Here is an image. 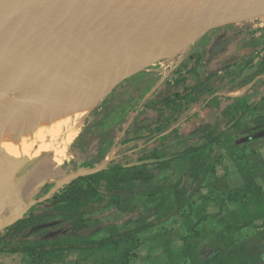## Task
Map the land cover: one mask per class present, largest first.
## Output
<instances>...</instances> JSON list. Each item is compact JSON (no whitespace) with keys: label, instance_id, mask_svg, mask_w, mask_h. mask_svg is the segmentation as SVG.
Returning <instances> with one entry per match:
<instances>
[{"label":"rangeland","instance_id":"374dc122","mask_svg":"<svg viewBox=\"0 0 264 264\" xmlns=\"http://www.w3.org/2000/svg\"><path fill=\"white\" fill-rule=\"evenodd\" d=\"M253 20L215 28L198 37L173 60L163 56H158V59H154L153 56H142L137 60V57L129 58L124 55L123 59L118 58L119 61L112 56L110 61V58L105 59L106 55L101 52L104 48L102 45L92 47L89 42L82 45L78 42L82 40L80 36L67 37L57 46L58 42L53 41L49 49L47 45H43L44 43L37 44V47H41L27 50L26 57L13 48L9 49L12 60L8 64H0V96H2L0 125L5 128L8 139L11 137L8 141L13 147L16 143V146L25 144L13 142L15 138L22 137L26 141L29 136L32 140L33 137L36 138L40 133L38 128L43 125L37 119L48 115L45 111L48 105H55L54 109L60 107L59 110L64 105L67 108L68 105L65 116L70 118L76 114L78 120L80 116L78 108L86 104L84 100L87 97L83 94L85 88L88 87L91 91L101 88L100 97L92 101L89 108L84 110L86 113L83 120L79 121L75 128L73 127L74 130L68 131L65 150L60 159L61 164L52 173L56 180L59 179L48 184L41 192L28 195V201L43 200L24 212V215L42 211L44 205H50L54 197L63 192L64 184L79 178L82 172L95 168L104 169L109 165V161H136L144 153L151 154L155 146H158L159 154L169 159L190 145L202 143L203 132L199 133L197 130L203 129L208 124L217 130L225 129L231 115L235 113V108L239 105L238 102L233 103L235 99L245 97L252 104H257L259 108L253 113L254 115L251 114L253 117L264 113V103H260L264 96V17ZM252 25H258V28H252ZM18 41L15 38L10 42ZM65 42H68L67 45L71 43L68 45L71 49L64 44ZM65 46L68 49H62ZM240 46H243V50ZM60 47L61 50L56 49ZM107 48L105 49L110 53L111 49ZM51 52H53L52 56H50ZM149 58L151 61L147 60ZM33 71H38L39 75L32 76ZM249 82L254 83L249 84ZM64 91L67 101H62L58 94ZM177 92L179 96L175 98L174 94ZM46 95L48 96L45 97ZM211 96L217 97L218 103L216 101L208 103ZM167 97L173 101H169ZM225 99L232 100V104L224 101ZM43 104L45 105L42 110ZM29 107L31 108L28 112L25 109ZM193 109L198 112H193ZM251 118L252 116L248 115L243 120ZM176 119H182L178 126H175ZM25 122L28 125H25ZM174 129L177 133L173 131ZM254 148L264 155V142ZM132 149L134 151L130 152ZM117 153L121 156L118 157ZM48 157L51 162L50 153H43L35 158L22 157L16 161L2 157L0 164L6 172V178L11 175L17 178L15 182H11L14 187L20 190L25 187L24 184H27V187L30 186L29 189H34L30 174L32 172L33 176L39 177L36 171L33 172V168L36 169L40 161L46 159L48 161ZM88 165L93 167L87 168ZM235 165L231 157L224 156L216 166L215 177L230 178L234 174ZM186 172L184 161L176 159L171 161L168 167L157 172L155 181L167 184L177 182L184 177L183 180L186 179L187 182ZM42 180L46 181L45 178ZM77 184L84 183L77 180ZM204 194L205 190L196 194L181 212L142 232L140 243L132 251L134 256L130 264H143L147 257L155 256L161 251L157 240L152 239L159 232L168 231L174 234L173 247L180 254L186 242L184 236L190 226L196 222V211L201 210L204 214L214 215L221 210L219 204H215L212 200L206 201L202 196ZM156 202L149 198H138L136 209L129 214L115 209L111 213L107 211L103 219L107 218L119 226L129 222L130 215L131 217L145 215L150 220H156L154 210ZM8 214L10 215V212L3 209L0 221L9 216ZM203 225H209L205 226V229H214L215 218L209 216L202 222ZM6 228L0 230V237L5 234ZM252 232L247 231L243 235L249 236ZM200 246L203 250L207 247V243ZM109 255L103 251L99 253L71 251L66 253L63 260L58 261L53 258L51 264H93L98 259H106ZM157 260L152 264H167L164 262V257ZM0 264L28 263L24 253L0 252ZM179 264L186 262L181 260Z\"/></svg>","mask_w":264,"mask_h":264},{"label":"trees","instance_id":"16d2710c","mask_svg":"<svg viewBox=\"0 0 264 264\" xmlns=\"http://www.w3.org/2000/svg\"><path fill=\"white\" fill-rule=\"evenodd\" d=\"M174 95L176 98L179 93ZM213 101L218 103L217 97L211 96L208 103ZM224 101L232 104L230 99ZM235 102L239 105L225 129L208 124L197 130L203 132L202 143L190 145L169 159L159 155L156 146L136 161L112 162L79 176L85 187L76 179L64 184L63 192L42 211L7 226L0 237V252L24 253L28 264H51L53 258L63 260L71 251H103L110 255L93 264H130L142 232L178 214L205 190L204 199L219 204L221 210L214 215L196 211V222L184 236L180 254L173 247L174 234L159 232L152 239L161 251L143 264H152L160 257L167 264L181 260L186 264H264V155L254 148L264 142V113L253 117L259 107L245 97ZM260 103H264V96ZM248 115L252 118L243 120ZM226 155L236 164L234 174L215 177L216 166ZM176 159L184 161L188 181L184 177L167 184L155 181L157 172ZM138 198L157 201L156 220L130 215L129 222L119 226L103 219L107 211L115 209L129 214L136 209ZM209 216L215 218L212 230L204 228L210 224L202 226ZM247 231L253 232L244 236ZM205 242L207 247L202 250L200 245Z\"/></svg>","mask_w":264,"mask_h":264},{"label":"bare ground","instance_id":"6f19581e","mask_svg":"<svg viewBox=\"0 0 264 264\" xmlns=\"http://www.w3.org/2000/svg\"><path fill=\"white\" fill-rule=\"evenodd\" d=\"M137 11H139V10H137ZM44 18H45V16L40 17V18L35 17L34 19L30 20V23H28L24 26V28H23L24 30L23 31L21 30V32L26 31L25 35L23 36V38H26L25 42L24 41H22L21 43L9 42L10 40L8 42H6L4 49H2L3 51L0 53V64H2V65H4V63L8 64L12 60L11 55L9 53L10 52L9 49L11 50V48L16 50V52L17 51L20 52V55H22L23 57L24 56L26 57L25 52L27 50L33 49L34 47H37L38 46L37 44H40V43H44L43 45L44 46L47 45V49H49L52 42L56 41L53 38V35L56 34V33L53 34V30H60V29H53L54 24L51 22H49L50 24L45 23L44 21H46V18H45V20H44ZM94 18H96V16H92L91 19L88 20V22L84 23V22H82L83 21L82 19L74 17V18H72V20L74 19L73 24H74V22H75V24L71 25V22H70L69 25L71 28H74V26H77L79 31H82V33H79L75 29L76 35L79 36V34H82V36H81L82 40H81V42L78 41L79 43H81L82 45H85V43L89 42V44L91 43L90 46H92V47L102 45V47H104V48H102L101 52H103V54L106 55L105 59L110 58V61H112V56L116 61H119L118 58L123 59L125 57L124 55L129 56V58L137 57V60H139L140 57H142V56H149V57L153 56L154 59L155 58L158 59V56H163V57L168 58L169 60H173L175 56H177L179 53L183 52L185 49H187L189 46H191V44L194 42L193 37H191V38L187 37V35L184 32H179L178 30H174L173 28L164 29L163 33L162 32L159 33V32H152L148 28L145 27L146 26L145 24H141L140 26L136 27V28H139L140 31L132 32V33L122 31L123 29L120 30L121 28H118L121 26L120 24L122 22L121 12H120L118 6H117V8L115 6L110 8L109 14L106 17L107 20L104 21V25L99 23V21L95 20ZM134 22L136 24L137 21L134 20ZM44 23H45V25H43ZM44 26L47 29L46 28L44 29ZM65 28H67V29H64V32L68 31V33H69L70 29L68 27H65ZM43 31H45V34L43 33ZM72 31L73 30H71V32ZM45 35H48L49 38L46 37ZM56 42H58V43H56ZM56 42H55L56 46L59 45L60 41H56ZM45 43H47V44H45ZM67 43L65 42L64 44H66V46L71 44L70 43L67 45ZM66 46L62 47V49L63 48L64 49H68V48L71 49L70 46H68V48ZM78 46H80V45L78 44ZM106 46L107 47L109 46V47L107 48ZM40 47H37V48H40ZM77 48H79V47H77ZM105 48L111 49L110 53H108V51ZM56 49L61 50V47L56 48ZM79 49H81V48H79ZM48 51L50 52V50H48ZM51 54H53V52L50 53V56H52ZM59 54H60V52H59ZM99 57H100V55H99ZM149 59H147V60H149ZM1 60H3V61H1ZM143 62H145V60ZM143 62H141V63H143ZM98 64H100V63H98ZM39 66H40V64H39ZM31 75H32V73H31ZM34 75L35 76L39 75L38 71H36V72L33 71L32 76H34ZM13 77H15L14 73H13ZM22 77H23V75H22ZM108 77H110V76H108ZM16 78L17 77H15V79ZM79 80H77V81H79ZM8 81H9V78H8ZM107 84H109V83H107ZM101 87H103V86H101ZM105 87H107V85ZM64 88H65V86H64ZM105 89H107V88H105ZM100 90H101L100 87L93 90V91H91L88 87L85 88V91L83 94L86 95V97H87L84 100L86 102V104L83 107L81 106L80 108H78L79 114H80L78 120H76V117H77L76 114L74 117L71 116L70 118H67L65 116L66 115L65 110H67L68 105H67V108H65L64 107L65 105L63 104L64 106H63V108L61 107L60 110H59L60 107L58 109H54L53 106H55V105H52V106L48 105V107L45 108V111L48 113V115H46L45 117L43 116L42 118L37 119V121L40 120L39 122L43 123V125L38 128V132H40V133L38 135H36V138L34 139V137H33V140H32L30 138L31 136H29L27 141L25 138H22V137H19L18 139L15 138L13 140V142H19L20 144L25 143L23 145L16 146L17 145V143H16V145L14 147L11 146V144H9L10 142L8 141L11 137H9V139H8V134L5 133V131H4L5 128L2 127V124H1L0 125V149H1L0 151L2 152V155L0 156V158H2V157L3 158H11V159H15V161H16V159H19L22 157L23 158H35V157L42 155L43 153H46V154L50 153L51 154V162L49 161L50 158L48 157V161H46L47 159L40 161L39 165L35 169L37 174H39V175L41 174L42 176H44V178L45 177L50 178L52 173L55 172L58 165L61 164L60 159H61L62 152H64V150H65L66 137H67L68 131L70 129H73L74 126L76 127L78 125L79 121L81 122L83 120V118L85 117V113H86V111H84V110L86 108H89L90 103L92 101H94L100 97V94H101ZM58 94H59L60 99L62 98V101L63 100L67 101L66 99H68V98L66 97V91L62 92L61 94L60 93H58ZM47 96L48 95H46L45 97H47ZM0 97H2V96H0ZM56 104H57V102H56ZM44 105L45 104H43V106L41 107L42 110L44 109ZM30 108L31 107L26 108L25 110L28 111V110H30ZM24 113H26V112H24ZM50 123H53L54 125H51ZM25 125H28V123L25 122ZM5 127H6V121H5ZM5 173L6 172L2 168V164H0V218L2 217L1 212L3 209H7L10 212V214L16 213L19 209V206H21L22 200L28 195V193L26 192V190L28 189L27 184H24L25 187H22L19 190L18 187H14L13 183H11V182H15V180L17 179L16 177H14L15 175H11V177L6 178ZM17 176H19V175H17ZM32 183H33V181H32ZM30 191H32V190L30 189Z\"/></svg>","mask_w":264,"mask_h":264},{"label":"water","instance_id":"95a60500","mask_svg":"<svg viewBox=\"0 0 264 264\" xmlns=\"http://www.w3.org/2000/svg\"><path fill=\"white\" fill-rule=\"evenodd\" d=\"M116 5L121 12L122 22L118 28L122 31L137 32L140 30L136 27L145 24L152 32L163 33L164 29L173 28L193 37V41L215 28L264 17V0H0V53L9 40L16 38L18 43L25 42L26 31L21 30L35 17L45 16V23L51 22L53 29H60L53 30V34L56 33L54 40L64 41L67 37L78 36L75 29L82 33L77 26L70 27V22L75 24L72 18L82 19L85 23L96 16L94 19L104 25L110 8H117ZM65 27L70 29L69 33L64 32ZM42 200H30L16 213L2 219L0 230L23 217L24 212Z\"/></svg>","mask_w":264,"mask_h":264},{"label":"crops","instance_id":"0c3cea01","mask_svg":"<svg viewBox=\"0 0 264 264\" xmlns=\"http://www.w3.org/2000/svg\"><path fill=\"white\" fill-rule=\"evenodd\" d=\"M251 21H254V20H249V21H246V22H251ZM263 22V20H261V23ZM258 25H255V26H251L252 28H258L257 27ZM263 47V46H262ZM233 48V47H232ZM235 48V47H234ZM240 48L243 50V46H240ZM247 50H248V48H247ZM264 50V49H263ZM248 83V82H247ZM254 82H249V84H253ZM248 85V84H247ZM196 110L195 109H193V112H195ZM196 112H198V111H196ZM207 112V111H206ZM185 118V117H184ZM183 118V119H184ZM175 126H178V123L175 125ZM119 148V147H118ZM131 151H134V150H130V152ZM114 153H115V151H114ZM117 155H118V157L119 156H121L119 153H117ZM116 158V157H115ZM111 161H109L108 163H110ZM107 166V165H106ZM34 167V166H33ZM33 172H35V168H33ZM33 174L34 173H32L31 172V174H30V177H31V179L33 180V183H34V186H33V184H31V186H33L34 187V189H31L32 191H30V189H29V187H28V189L26 190V192L28 193V195H29V193L30 194H36L35 192H41L42 190H44V188H46V186L48 185V184H52L53 182H57V180H56V178L54 179V177L51 175V177L50 178H47V177H45V180L46 181H44V180H42V178H44V176L42 177V175H39V177H35V176H33ZM42 180V181H41ZM55 180V181H54ZM37 183V184H36ZM36 185V186H35ZM30 191V192H29ZM54 191V190H53ZM52 191V192H53ZM25 192V193H26ZM55 192V191H54ZM28 195L22 200V202H21V206H23L25 203H27L28 202V200H27V197H28ZM25 196V195H24ZM30 201V200H29ZM25 255V254H24Z\"/></svg>","mask_w":264,"mask_h":264},{"label":"flooded vegetation","instance_id":"af4514ba","mask_svg":"<svg viewBox=\"0 0 264 264\" xmlns=\"http://www.w3.org/2000/svg\"><path fill=\"white\" fill-rule=\"evenodd\" d=\"M181 120H182V119H181ZM181 120H178L177 122H175V124L182 122ZM175 130H176V129H174L173 131H175ZM162 133H163V132H162ZM158 136H160V135H158ZM155 147H156V146H155ZM153 148H154V147H153ZM132 150H133V149H132ZM159 155H163V154H159ZM114 161H115V160H114ZM114 161H111L110 163H112V162H114ZM115 162H121V161H119V160L117 161V160H116ZM110 163H109V164H110ZM92 166H93V165H92ZM107 166H108V165H107ZM107 166H106V167H107ZM87 167H89V165H88ZM82 175H83V174H82ZM80 176H81V175H80ZM77 180L81 181V183H84V184H81V185H79V186H82V187H85V186H86V182H85V181H83V180H81V179H79V178H77L76 181H77ZM54 194H56V192H55ZM57 197H58V196H57ZM55 198H56V197H54V199H55ZM54 199H53V200H54ZM53 200H52V201H53ZM52 201H51V202H52Z\"/></svg>","mask_w":264,"mask_h":264}]
</instances>
